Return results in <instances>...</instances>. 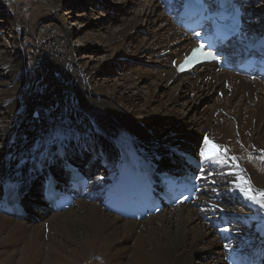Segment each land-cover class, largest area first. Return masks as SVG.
Instances as JSON below:
<instances>
[{"label": "bare ground", "instance_id": "bare-ground-1", "mask_svg": "<svg viewBox=\"0 0 264 264\" xmlns=\"http://www.w3.org/2000/svg\"><path fill=\"white\" fill-rule=\"evenodd\" d=\"M116 1L128 15L108 25L106 33L99 27L91 42L77 49L69 43L71 27L56 9L61 0H45L50 10L29 29L17 19L20 8L0 0L2 23L12 29L14 42L8 54L0 36V245L21 249L15 261L10 253L0 264H225L227 252L244 250L248 261L258 255V246L255 264H264V208L227 191L238 177L264 190V79L216 71V65L177 73L176 64L194 45L168 8L177 0ZM257 21L264 23V17ZM27 30L34 62H25L29 44L21 36ZM141 32L146 36L139 37ZM89 44L100 45L106 54L97 64L84 52L92 50ZM76 50L82 66L76 64ZM119 56L149 59L152 81L105 77L115 73L112 61ZM141 82L149 83L144 95ZM121 130L134 135V150L156 164L179 161L177 152L199 156L211 145L227 150L220 156L227 163L203 172L208 186L194 205L140 221L123 219L101 203L120 164L115 140ZM206 136L211 145H205ZM66 161L89 167L92 189L70 208L52 212L37 189V168L58 170ZM229 171L236 175L228 176ZM15 188L24 193V217L4 211ZM234 200L245 210L229 206ZM223 215L239 223L224 228ZM4 251L0 248V256Z\"/></svg>", "mask_w": 264, "mask_h": 264}, {"label": "rangeland", "instance_id": "rangeland-1", "mask_svg": "<svg viewBox=\"0 0 264 264\" xmlns=\"http://www.w3.org/2000/svg\"><path fill=\"white\" fill-rule=\"evenodd\" d=\"M97 1L98 2L96 3L95 0H61L62 4L60 6H56L57 11L59 10V14H61L63 17L66 18L65 21L67 27H71L70 30L73 32L69 39V43L77 49L90 41V37L93 35L92 33H95L96 29L100 27L99 29L106 33L108 25L111 24L117 25V23L121 21L123 16L128 15V13L122 12L119 2H117L116 0H97ZM9 2L12 5H14V7H16L17 9L20 8L17 14V19L26 22L28 25V29L34 24L37 25L38 24L37 20L39 19V16L45 15V11L48 12L47 10H50V7L45 2V0H9ZM248 7H249V12H251V16L254 15L255 19L261 16L264 17V0H251ZM48 15L50 16L49 13ZM119 18L120 20H118ZM0 22L2 23L1 16H0ZM2 25L3 27L5 25V28L3 29L5 31L2 32V34H0L1 42L5 43L7 53L10 54L12 50V45H14L13 39H11V36L13 35V33H11L12 29H10L8 25L5 23H2ZM30 32L31 30L30 31L27 30L26 32L22 33L21 36V39H23L24 41L27 40L26 43L29 44L28 46L26 44L27 47H25L26 49L25 62L35 61V58L32 57L34 51L32 47L34 45H32V47L30 45L31 44ZM141 33L142 34L139 35V37L146 36L145 32H141ZM124 43H125L124 46H128L130 44L129 40L126 39ZM93 45L94 44L90 45L92 50H88L86 49L87 48L86 47L84 48V52L93 56L92 64L94 63L97 64L101 61V59H103L104 56H106V54L101 50L102 47L100 45L97 46H93ZM76 51L74 54V57H76V64L82 66L83 60L81 58L82 55H80L81 52L78 50ZM148 60L149 59L143 58L142 62H139L138 60L132 59L131 57L119 56L113 59L112 61L113 64H116L115 73L108 72L105 73L104 76L105 77L111 76V78L115 79L116 81L120 77H125V76L128 77L131 76L132 78L144 77L148 81H152L151 79H153V77L150 73V69L148 68V66L150 67L152 66L151 64L148 63ZM150 77L151 79H149ZM141 84L142 86H140L139 92L142 95H144L146 91L149 89L148 88L149 83L147 84V82H141ZM217 95L219 96L218 93ZM141 103H142L141 100H139L137 107H139ZM205 103L207 102H203V104ZM124 109L128 111V108L124 107ZM229 206L231 207L233 206V208L235 207L242 211L245 210L246 208L242 203H238L235 200ZM234 223H239V222L234 219L233 224ZM1 246L2 245H0V248H3V250H8V251L7 252L4 251L6 253V256H0V260L9 257L10 253H14L13 259H11V261H15L20 256L18 252V250L19 251L21 250L20 247L17 246L12 247V245H9L11 247L6 248L5 246L2 247ZM200 263L201 262H199V260L195 262V264H200Z\"/></svg>", "mask_w": 264, "mask_h": 264}, {"label": "snow or ice", "instance_id": "snow-or-ice-1", "mask_svg": "<svg viewBox=\"0 0 264 264\" xmlns=\"http://www.w3.org/2000/svg\"><path fill=\"white\" fill-rule=\"evenodd\" d=\"M218 0H202L201 6L205 7L209 10H211L216 4ZM233 8H236V5H232ZM238 11V8H237ZM198 38L200 37V33L195 34ZM211 47V45L209 46ZM205 48V45L201 43L198 48L192 49L191 57H186V63L189 62L190 59H197L198 54L199 55H206L203 52V49ZM216 59H220V57L217 55L215 57ZM181 70H183V66L181 67ZM205 145H211V141H209L208 137H204ZM226 149L221 152L220 146L211 145V147L204 148L202 147L199 156L205 161V163L212 167L215 164H224L227 163V160H221L220 156L226 154ZM233 161L235 160V157L231 158ZM232 167H238V165H232ZM201 172L204 171V169H200ZM228 176H234L236 175L234 172L229 171L227 173ZM197 179H203L205 177H196ZM54 179V178H53ZM99 180H103V177H97ZM215 183V181H213ZM232 187H230L227 191L231 194H236L239 192L241 195L244 196L245 199L258 204L261 208H264V190H254L250 183L243 179V177H238L236 180L230 181ZM247 185V186H245ZM211 207L213 209L217 208V204H212ZM224 231H227V228L224 229ZM229 244H225L224 247H229Z\"/></svg>", "mask_w": 264, "mask_h": 264}, {"label": "water", "instance_id": "water-1", "mask_svg": "<svg viewBox=\"0 0 264 264\" xmlns=\"http://www.w3.org/2000/svg\"><path fill=\"white\" fill-rule=\"evenodd\" d=\"M250 16H251V15H249V19L251 18ZM253 16H254V15H253ZM57 79H58V81H60V82L63 80L62 77H59V76H57ZM34 115H36V114H34Z\"/></svg>", "mask_w": 264, "mask_h": 264}]
</instances>
